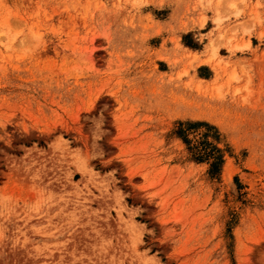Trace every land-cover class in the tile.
<instances>
[{"label": "rangeland", "instance_id": "rangeland-1", "mask_svg": "<svg viewBox=\"0 0 264 264\" xmlns=\"http://www.w3.org/2000/svg\"><path fill=\"white\" fill-rule=\"evenodd\" d=\"M0 264H264V0H0Z\"/></svg>", "mask_w": 264, "mask_h": 264}, {"label": "trees", "instance_id": "trees-1", "mask_svg": "<svg viewBox=\"0 0 264 264\" xmlns=\"http://www.w3.org/2000/svg\"><path fill=\"white\" fill-rule=\"evenodd\" d=\"M184 139H186L185 136H184ZM202 158L206 159V158H208V156L207 157L203 156V155L199 156V159H202ZM222 161H223V156L222 155L215 156V158L212 161L211 166H210V173H212V174L220 173V162H222Z\"/></svg>", "mask_w": 264, "mask_h": 264}, {"label": "bare ground", "instance_id": "bare-ground-1", "mask_svg": "<svg viewBox=\"0 0 264 264\" xmlns=\"http://www.w3.org/2000/svg\"><path fill=\"white\" fill-rule=\"evenodd\" d=\"M212 60H213V59H212V56L208 58V61H209V62L212 61Z\"/></svg>", "mask_w": 264, "mask_h": 264}]
</instances>
